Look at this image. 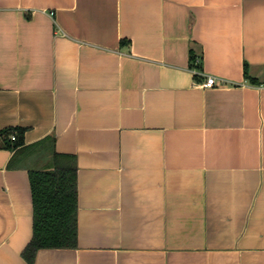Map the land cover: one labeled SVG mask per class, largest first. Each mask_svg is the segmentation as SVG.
<instances>
[{
  "label": "crops",
  "instance_id": "0c3cea01",
  "mask_svg": "<svg viewBox=\"0 0 264 264\" xmlns=\"http://www.w3.org/2000/svg\"><path fill=\"white\" fill-rule=\"evenodd\" d=\"M8 127L77 158L78 246L33 264H264V0H0ZM14 153L0 264H29L37 155Z\"/></svg>",
  "mask_w": 264,
  "mask_h": 264
},
{
  "label": "trees",
  "instance_id": "16d2710c",
  "mask_svg": "<svg viewBox=\"0 0 264 264\" xmlns=\"http://www.w3.org/2000/svg\"><path fill=\"white\" fill-rule=\"evenodd\" d=\"M191 52L195 63L199 57ZM250 80L258 82L254 77ZM25 131L26 127L3 129L0 145L15 150L11 166L17 164L23 153L37 155L27 167L33 200V234L22 251L26 261L33 264L39 249L78 246V164L75 155L56 151L53 136L25 145Z\"/></svg>",
  "mask_w": 264,
  "mask_h": 264
},
{
  "label": "built area",
  "instance_id": "2783aa9c",
  "mask_svg": "<svg viewBox=\"0 0 264 264\" xmlns=\"http://www.w3.org/2000/svg\"><path fill=\"white\" fill-rule=\"evenodd\" d=\"M220 82H218L216 80V78L214 76H208L207 79L202 83V86L204 87H210L216 84H219ZM15 136L12 135V138H14Z\"/></svg>",
  "mask_w": 264,
  "mask_h": 264
}]
</instances>
